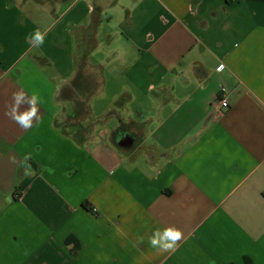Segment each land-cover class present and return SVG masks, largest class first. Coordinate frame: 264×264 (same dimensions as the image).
I'll list each match as a JSON object with an SVG mask.
<instances>
[{
    "label": "crops",
    "instance_id": "obj_1",
    "mask_svg": "<svg viewBox=\"0 0 264 264\" xmlns=\"http://www.w3.org/2000/svg\"><path fill=\"white\" fill-rule=\"evenodd\" d=\"M0 264H264V0H0Z\"/></svg>",
    "mask_w": 264,
    "mask_h": 264
},
{
    "label": "clouds",
    "instance_id": "obj_2",
    "mask_svg": "<svg viewBox=\"0 0 264 264\" xmlns=\"http://www.w3.org/2000/svg\"><path fill=\"white\" fill-rule=\"evenodd\" d=\"M46 34V31L36 28L28 35L27 40L32 47L40 48L45 43ZM40 103H42V101L36 93L29 96L25 90L21 88L12 93V103L8 106L4 115L17 124L22 130H28L33 126L34 121L39 120L38 104ZM22 106L26 107L21 110ZM30 159L31 154H26L23 157L21 167L24 168L25 176L33 174L31 165L28 163ZM11 162L16 163V159L14 157L11 158ZM138 239L143 243V237H139ZM183 239L184 232L180 228L172 225L156 229L148 237V244L151 248L161 253H169L174 252Z\"/></svg>",
    "mask_w": 264,
    "mask_h": 264
},
{
    "label": "built area",
    "instance_id": "obj_3",
    "mask_svg": "<svg viewBox=\"0 0 264 264\" xmlns=\"http://www.w3.org/2000/svg\"><path fill=\"white\" fill-rule=\"evenodd\" d=\"M221 66L224 67L223 64H220L218 66L219 70L223 69V67ZM213 104L221 108H227L229 106V91H228V88L224 84L220 86V92L216 95V98L213 101Z\"/></svg>",
    "mask_w": 264,
    "mask_h": 264
},
{
    "label": "rangeland",
    "instance_id": "obj_4",
    "mask_svg": "<svg viewBox=\"0 0 264 264\" xmlns=\"http://www.w3.org/2000/svg\"><path fill=\"white\" fill-rule=\"evenodd\" d=\"M65 119V118H64Z\"/></svg>",
    "mask_w": 264,
    "mask_h": 264
}]
</instances>
